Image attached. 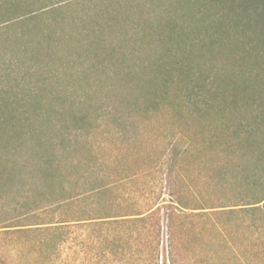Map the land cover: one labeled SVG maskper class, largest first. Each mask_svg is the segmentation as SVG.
Instances as JSON below:
<instances>
[{"label": "trees", "instance_id": "obj_1", "mask_svg": "<svg viewBox=\"0 0 264 264\" xmlns=\"http://www.w3.org/2000/svg\"><path fill=\"white\" fill-rule=\"evenodd\" d=\"M82 1L99 19L87 37L117 40L125 21L148 58L87 52L94 73L119 64L116 83L75 101L61 83L74 59L51 42L71 22L59 47L82 38L67 12ZM105 6L0 0V202L17 195L5 254L51 256L81 228L85 264H264V0Z\"/></svg>", "mask_w": 264, "mask_h": 264}, {"label": "rangeland", "instance_id": "obj_2", "mask_svg": "<svg viewBox=\"0 0 264 264\" xmlns=\"http://www.w3.org/2000/svg\"><path fill=\"white\" fill-rule=\"evenodd\" d=\"M95 3H100L101 0H94ZM104 3H106V6H109V0H104ZM81 6H77V4L73 5L70 9H67L68 15L70 18L74 21H82V38H76L73 39L71 43L69 44L68 49H64L62 47H59L60 42L63 44V40L67 39L68 35H70V28H72V24H64L61 25L56 30V35L54 37L53 44L51 42V46H53L52 51H63V53H60L59 55L62 57V54H71V56L75 61H78L76 54L80 55V61H82V70L80 66H76L74 62L71 64H67V71L69 73V80L68 77L66 78V75L64 78H62V85H72L75 88L74 94L70 93L69 96L71 97V100L76 101V97H79L82 101L88 96H91L92 98L101 99L105 97V93L102 91V87L111 86L116 83L115 79H112L111 70L117 69L119 67V64H116L114 66H106L98 64L99 70L97 72H100L99 74L94 73V69L89 70L88 66L91 63L90 59L92 56H90L89 51H93V53L99 54V57L105 54V52L108 51H116L114 53L115 57H123L124 54L129 53V51H141L139 52L140 59L145 61L146 58H148L147 51L145 49H141L144 44L142 42L135 43L132 40H126L124 39V34L126 32L125 27V21L124 22H118L116 29H118L116 36L119 37L117 40L112 39L108 36H104L102 39L101 36H98L97 32H94L95 37H87L88 30L91 29L94 21L99 19H93L89 18V16L85 13V7L90 4V2H81ZM79 5V4H78ZM66 12V13H67ZM123 15H121L122 18ZM123 19V18H122ZM93 20V23H92ZM125 20V19H124ZM121 21V19H120ZM123 21V20H122ZM77 27H80V24L77 25ZM73 29V28H72ZM77 30H80L79 28H76ZM78 37V36H77ZM106 38V39H105ZM30 42H34L37 40L34 36H29ZM82 40V42H81ZM103 45H108L107 48H98L99 41ZM27 41V42H29ZM75 41V42H74ZM150 41V40H148ZM29 42V43H30ZM91 45L93 49L89 47ZM97 45V46H96ZM152 51V46L149 47ZM107 50V51H106ZM77 51V52H75ZM71 58V57H69ZM63 59V58H59ZM97 66V65H96ZM54 67H59L58 65H55ZM81 71V72H78ZM106 73H105V72ZM97 74V75H96ZM107 97H110V102H112V96L109 93ZM17 196L16 193H13L10 198L2 200L0 202V227H2L3 221L8 217L4 214V208L10 207V209H13V199ZM10 203L9 205H7ZM5 206V207H4ZM18 214L17 212H12V214ZM30 221V220H28ZM28 221H24V223H27ZM30 223V222H28ZM27 223V224H28ZM26 228H32V227H26ZM6 229L1 228L0 229V264H85L84 260V254L82 250V229L81 228H74L72 232L69 234V237L66 241V243L59 247L58 249H55L53 255H46L44 253H39L36 249L33 248L30 244L23 245L21 248L17 250L14 254H5L6 244L5 241L1 235L3 233L2 231H5ZM18 241V240H15ZM14 243V242H12ZM162 253L161 261L164 260L165 257V240L164 244L162 245L160 249ZM52 252V251H50ZM6 255H8L6 257ZM109 262H102L100 261L98 264H122V262H116L113 260H108Z\"/></svg>", "mask_w": 264, "mask_h": 264}]
</instances>
